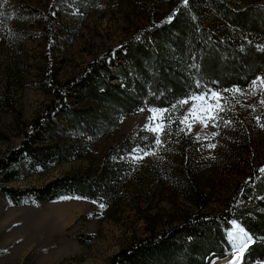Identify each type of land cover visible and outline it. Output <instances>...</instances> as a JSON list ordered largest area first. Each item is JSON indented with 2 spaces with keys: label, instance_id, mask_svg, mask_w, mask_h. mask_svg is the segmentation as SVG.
Masks as SVG:
<instances>
[{
  "label": "trees",
  "instance_id": "obj_1",
  "mask_svg": "<svg viewBox=\"0 0 264 264\" xmlns=\"http://www.w3.org/2000/svg\"><path fill=\"white\" fill-rule=\"evenodd\" d=\"M57 1L46 15L51 37ZM153 1L147 2L152 9L147 21L136 26L117 47L90 60L63 81L48 76L43 88L51 95L49 102L24 124L18 144L0 156V192L12 205L41 206L69 197L109 208L129 197V189L139 186L146 173L157 170L132 157L154 151L160 139L185 144V173L166 176V180L185 196L191 189L188 174L195 166L192 154L208 144L184 122L181 101L215 92L227 105L225 97L230 91L249 87L264 77V2L188 0L185 4L184 0H165L168 7L158 14L155 7L160 0ZM4 5L9 8V0ZM5 96L0 93V100L9 108ZM72 97L89 103L72 106ZM148 108L161 110L159 135L140 128L93 162L88 141L117 128L122 117ZM73 132L83 141L65 142L60 137H70ZM77 159L90 160V164L41 186L19 188L7 184ZM261 169L264 161L247 164V171L222 210L207 215L188 213L177 224L128 242L109 258L108 264H212L224 259L233 248L229 238L233 222L251 236L241 264L264 262ZM87 237L91 240L94 236Z\"/></svg>",
  "mask_w": 264,
  "mask_h": 264
},
{
  "label": "rangeland",
  "instance_id": "obj_2",
  "mask_svg": "<svg viewBox=\"0 0 264 264\" xmlns=\"http://www.w3.org/2000/svg\"><path fill=\"white\" fill-rule=\"evenodd\" d=\"M53 1L9 0V8L0 3V93L10 102L6 108L0 100V156L18 144L24 124L49 102L51 95L43 88L49 75L63 81L77 74L90 60L117 47L136 26L147 21L152 10L147 2L154 3L153 0H81L77 4L76 0H60L52 12L51 37L46 15ZM167 7L168 2L160 0L155 11L161 14ZM261 79L249 87L230 91L225 97L229 101L227 105L222 104L220 93L215 92L219 98L211 93L203 96V100L190 98L183 103L182 117L188 116L184 122L191 124L190 131L208 144L192 154L195 166L189 170L192 187L186 196L171 186L166 176L185 173L182 166L188 150L184 143L169 139L167 142L160 139L159 146L149 152L152 154L132 157L150 163L157 170L146 173L139 186L129 189V197L109 208L69 197L41 206H15L0 192V264H108L109 258L128 242L177 224L188 213L198 211L207 215L222 210L247 171V164L264 161ZM88 103L72 97L70 104ZM194 107L196 115L207 121V127L189 116ZM210 116L214 118L209 119ZM160 118L161 110L155 108L122 117L117 128L88 141L94 153L93 162L118 140L133 136L140 128H158L159 135ZM75 133L60 137L65 142L83 141ZM89 162L87 159L63 162L7 184L19 188L41 186L84 168ZM234 223L229 230L230 241ZM91 234L94 237L88 240ZM248 241L239 240L236 244L231 241L233 248L225 258L212 264L233 261L241 264L242 252L237 246Z\"/></svg>",
  "mask_w": 264,
  "mask_h": 264
},
{
  "label": "snow or ice",
  "instance_id": "obj_3",
  "mask_svg": "<svg viewBox=\"0 0 264 264\" xmlns=\"http://www.w3.org/2000/svg\"><path fill=\"white\" fill-rule=\"evenodd\" d=\"M3 2H6V0H0V3H3ZM187 2H188V0H184V3H185V4H187ZM169 19H171V17H169ZM261 83H264V78L261 79ZM236 91H239V89H237ZM213 95L218 97V94H215V93H214ZM218 98H219V97H218ZM192 99L203 100L204 97H203V96L192 97ZM187 102H188L187 100H185V101H181V103H187ZM261 103L264 104V100H262ZM209 107L211 108L212 106L210 105ZM217 107H218V106H217ZM221 110H222V109H221ZM189 116H192L194 121H197V120H198V121L204 122L205 127L208 126V125H207V121H204V120H203V117H200V116L196 115L195 107H194L193 109L190 110V112H189ZM213 118H214V117H211V116L209 117V119H213ZM184 121H185V122L188 121V116H186V117L184 118ZM187 126H188L189 129H191V124H188ZM262 126H264V125H262ZM150 130L153 131V132H156V131H158L159 129H158V128H152V129H150ZM156 143L159 144L160 141L157 140ZM211 146L214 147V145H211ZM145 154L147 155V154H152V153H145ZM261 171H264V169H261ZM100 206H101L102 208L104 207L103 204H101ZM245 237H246V234H244V233H243V230L241 229V230H239V232H238L236 235L233 236V240H234V241H236V240H244ZM237 247L239 248V252H243L244 249L247 247V243H243L242 245H238ZM234 259H235V258H234ZM230 264H234V261H233V262H230Z\"/></svg>",
  "mask_w": 264,
  "mask_h": 264
},
{
  "label": "bare ground",
  "instance_id": "obj_4",
  "mask_svg": "<svg viewBox=\"0 0 264 264\" xmlns=\"http://www.w3.org/2000/svg\"><path fill=\"white\" fill-rule=\"evenodd\" d=\"M233 227H234V232L232 231V234H230V235H231V241H232L233 243L236 244V242L239 241V240L234 241V240H233V236L236 235V234L239 232V230H241V229L243 230V233L246 234V237H245L246 241L250 239V238H249V233H247L243 228H241L240 226H238L237 223H234V226H233ZM241 254H242V253H241ZM227 264H229V263H227Z\"/></svg>",
  "mask_w": 264,
  "mask_h": 264
},
{
  "label": "water",
  "instance_id": "obj_5",
  "mask_svg": "<svg viewBox=\"0 0 264 264\" xmlns=\"http://www.w3.org/2000/svg\"><path fill=\"white\" fill-rule=\"evenodd\" d=\"M238 226H240V225H238ZM240 227H241V226H240ZM241 228H243V227H241ZM243 229H244V228H243ZM244 230H245V229H244ZM245 231H246V230H245ZM246 232H247V231H246ZM247 233H248V232H247ZM249 238L251 239V236H250V234H249ZM250 239H249V240H250ZM242 257H243V256H242Z\"/></svg>",
  "mask_w": 264,
  "mask_h": 264
}]
</instances>
